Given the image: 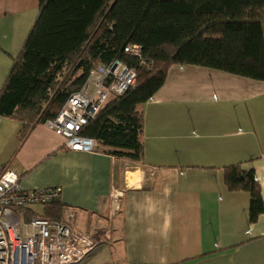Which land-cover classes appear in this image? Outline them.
Returning a JSON list of instances; mask_svg holds the SVG:
<instances>
[{
	"label": "crops",
	"instance_id": "0c3cea01",
	"mask_svg": "<svg viewBox=\"0 0 264 264\" xmlns=\"http://www.w3.org/2000/svg\"><path fill=\"white\" fill-rule=\"evenodd\" d=\"M38 12V0H0V91ZM139 109L140 163L70 151L44 123L20 140L22 124L0 116V169L25 190L60 188L58 218L72 210L80 231L110 227L112 245L80 264H264V212L250 223L249 193L223 181L227 166L253 171L264 205V81L176 64Z\"/></svg>",
	"mask_w": 264,
	"mask_h": 264
},
{
	"label": "trees",
	"instance_id": "16d2710c",
	"mask_svg": "<svg viewBox=\"0 0 264 264\" xmlns=\"http://www.w3.org/2000/svg\"><path fill=\"white\" fill-rule=\"evenodd\" d=\"M39 12L0 91V116L22 124L20 140L55 118L97 64L120 60L136 84L110 98L82 135L108 154L140 163L139 107L163 85L172 65H196L264 81V0H38ZM141 47L139 58L125 54ZM229 191L249 193L248 221L264 212L253 171L223 169ZM61 206L46 210L58 218Z\"/></svg>",
	"mask_w": 264,
	"mask_h": 264
},
{
	"label": "built area",
	"instance_id": "2783aa9c",
	"mask_svg": "<svg viewBox=\"0 0 264 264\" xmlns=\"http://www.w3.org/2000/svg\"><path fill=\"white\" fill-rule=\"evenodd\" d=\"M125 54L139 58L141 47L128 45ZM136 84V71L113 60L93 67L82 87L72 93L55 118L44 122L64 139L73 152L96 153L98 142L82 135L110 98L123 95ZM60 188L25 190L17 174L0 169V264H80L100 245H112L110 227L94 234L75 225V214L65 210L60 218L45 217L34 211L60 200ZM116 190L111 195L110 216L118 210Z\"/></svg>",
	"mask_w": 264,
	"mask_h": 264
}]
</instances>
